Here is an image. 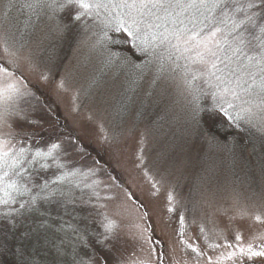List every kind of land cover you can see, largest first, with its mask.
<instances>
[{"label":"snow or ice","instance_id":"6c2138e0","mask_svg":"<svg viewBox=\"0 0 264 264\" xmlns=\"http://www.w3.org/2000/svg\"><path fill=\"white\" fill-rule=\"evenodd\" d=\"M0 10V230L32 218L27 235L52 233L56 264H168L146 205L130 219L95 168L69 159L62 140L41 145L27 130L38 122L23 106L31 93L19 67L35 69L37 50L79 26L76 43L90 54L82 66L88 88L105 74L141 102L174 91L182 103L173 119L185 139L196 132L219 147L211 131L219 121L261 145L259 189L241 190L207 169L188 186L190 199H179L171 178L188 170L183 146L145 172L155 169L152 195L165 191L174 221L172 264H264V0H0ZM58 87L67 89V80ZM99 103H107L103 93Z\"/></svg>","mask_w":264,"mask_h":264},{"label":"rangeland","instance_id":"374dc122","mask_svg":"<svg viewBox=\"0 0 264 264\" xmlns=\"http://www.w3.org/2000/svg\"><path fill=\"white\" fill-rule=\"evenodd\" d=\"M11 14L18 15L15 11ZM80 33L78 26L63 39L47 41L45 47L34 55L35 69L27 64L20 65L18 72L24 77L31 93L23 106L31 119L38 122L27 130L35 132L33 139L41 145L62 140L70 153L69 159L85 168H95L99 178L113 186V194L118 197L116 203H124L130 210V219L134 220L144 211L140 204L146 205L152 217L155 238L162 241L157 247L167 254L168 264H172L175 235L169 225L174 226V221H169L165 191L162 189L156 196L152 195L154 190L150 180L155 169L148 176L145 172L153 168L154 162L163 153L183 146L188 170L182 178H171L179 199H190L188 186L198 183L207 169L241 190L250 186L259 189L262 184L259 172L261 145L258 141L252 145L244 131L228 129L226 123L219 121L211 130L223 141L219 147L196 132L185 139L181 125L173 119L174 112L179 111L182 103L174 91L151 100L144 98L141 102V97H137L131 89L123 91L119 82L113 87L110 77L105 74H97L98 87L88 88L82 66L88 62L90 54L87 48H79L76 43ZM42 76H47V79H42ZM62 78L68 82L67 89L58 87ZM101 93L107 99L104 105L99 103ZM129 97H133L135 103ZM105 137L108 139L105 140ZM156 178L159 179V176ZM125 188L136 202L127 199ZM220 206L226 208L228 203L220 201ZM111 208L114 210L115 204ZM88 222L92 225L91 219ZM35 227L32 223L30 230H17L20 237L25 232L26 236L16 242L7 238L1 244L0 264L13 253L19 260L4 259V264H56L57 257L49 245L52 233L40 229L39 232H32L31 236L27 235ZM132 248L133 242L129 241L124 255L131 254ZM21 250L23 257L19 255ZM181 256L182 253L177 251V257Z\"/></svg>","mask_w":264,"mask_h":264},{"label":"trees","instance_id":"16d2710c","mask_svg":"<svg viewBox=\"0 0 264 264\" xmlns=\"http://www.w3.org/2000/svg\"><path fill=\"white\" fill-rule=\"evenodd\" d=\"M247 134V133H246ZM247 136H248V134H247ZM249 138V137H248ZM250 140V139H249ZM251 142V144L252 145H255V140H251L250 141ZM33 223V219L32 218H29L27 221H25V222H23V226H20V225H17V227L16 228H13L11 231H9L7 228H3L2 230H0V236L2 237V238H0V250H1V244L2 243H4L5 241H7V238L8 239H11V238H13V239H11L12 241H15L16 242V240L17 239H20V238H22V237H24V236H26V232H25V234H23L21 237H20V234L18 233V231L17 230H30V225ZM15 238V239H14ZM4 240V241H3ZM24 246V248H25V250H26V247H25V245H23ZM16 250V249H15ZM5 260L6 259H10L11 261L13 260H19V258H16L15 256H14V253H13V255H11V256H6V258H4ZM4 259L1 261V264H4Z\"/></svg>","mask_w":264,"mask_h":264}]
</instances>
